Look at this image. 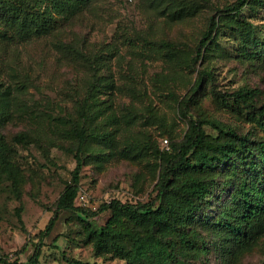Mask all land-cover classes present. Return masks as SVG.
<instances>
[{
  "label": "rangeland",
  "instance_id": "374dc122",
  "mask_svg": "<svg viewBox=\"0 0 264 264\" xmlns=\"http://www.w3.org/2000/svg\"><path fill=\"white\" fill-rule=\"evenodd\" d=\"M235 1L205 0L197 13L175 21L147 0H95L60 30L13 47L2 56L10 65L9 73L17 74V79L3 75L12 83V90L19 84L17 81L24 84L20 97L25 112L3 125L0 132L12 145L13 135L27 131L39 146L13 144L16 152L10 156V164L17 168L18 179H3L0 183V264L28 263L37 245L40 254L36 264H75L70 260L81 264H125L109 254H94L84 222L71 211L55 209L75 167L72 154L57 145H74L66 129L83 125L77 110L94 69L63 56L58 44L73 47L94 67L95 57L107 60L98 73L105 75L113 87L99 99L110 106L84 127L87 132L95 127L103 132L116 128L113 132L118 151L142 140H149L152 148H165L168 135L179 141L187 129V117L181 115L180 103L203 69L210 70L212 78L195 93L188 113L203 122L209 134L216 135L217 130L205 121L216 120L253 139L264 140L263 119L256 112L264 100V61L239 53L237 42L229 40V28L222 26L220 34L208 41L209 54L200 56L194 68L155 54L141 40L145 37L155 47L158 41H168L176 48L171 53L178 50L181 55H194L209 18H218L217 10ZM240 19L251 23L264 40V0H249ZM239 89L255 91L250 105L237 108L232 104V93ZM222 98L227 102H222ZM128 113L136 115L131 124L124 117ZM114 117L117 123L108 120ZM57 119H62V124ZM101 153L95 159H87L81 167L78 199H85L83 205L95 209L112 198L131 202L153 199L158 170L153 154L131 160L117 152L109 156V149ZM20 202L21 220L34 234L43 230L57 213L53 227L40 244L37 239L28 241V233L19 226L16 209ZM90 223L92 229H98L97 224ZM215 255H209V264H218ZM231 264H264V234Z\"/></svg>",
  "mask_w": 264,
  "mask_h": 264
},
{
  "label": "trees",
  "instance_id": "16d2710c",
  "mask_svg": "<svg viewBox=\"0 0 264 264\" xmlns=\"http://www.w3.org/2000/svg\"><path fill=\"white\" fill-rule=\"evenodd\" d=\"M150 6L161 7L162 14L180 21L197 13L205 0H147ZM95 0H0V128L25 112V103L20 97L24 92L21 81L12 90V83L4 79L10 74V65L2 56L13 47L46 37L75 16L87 10ZM249 0H236L223 9H218V18H209L195 54L181 55L174 44L158 41V46L141 37L148 50L176 62L194 68L200 56L209 54L208 41L217 37L222 26L229 28V40L237 42L239 53L256 61H264V40L256 34V28L240 19L242 9ZM202 4V5H201ZM152 45L153 48L149 47ZM155 47V48H154ZM62 55L88 64L93 69V79L84 97L79 100L78 115L82 126L66 129L74 145L59 148L72 154L75 167L71 179L56 200L55 209L71 211L85 224L87 240L94 254H109L125 261V264H209V255L216 254L218 264H231L236 258L251 249L264 234V140L253 139L228 124L205 121L216 128V135L205 131L202 124L188 113L193 96L206 80L212 78L208 69L200 70L192 84L189 95L180 103L181 115L187 117V129L178 141L171 136L164 139L165 148L151 147L149 140L125 145L116 150L117 129L103 132L100 127L86 131L85 123H91L110 106L100 100L103 92L113 87L98 70L107 64L102 56L95 57L96 66H91L82 54L73 47L58 44ZM100 65L97 66V64ZM254 90L239 89L232 93V104L237 108L251 104ZM107 94V93H106ZM222 102H227L225 98ZM106 104V105H105ZM264 124V100L256 107ZM135 114H127L128 124ZM55 119V118H54ZM62 124V119H57ZM117 123V118L108 119ZM89 130V129H88ZM114 131V132H113ZM11 144L0 132V183L3 179L15 182L17 168L10 164V156L16 152L14 145L39 146L27 131L13 135ZM148 143V144H147ZM109 149V156L120 153L125 159L141 160L153 154L157 166L155 196L148 202L123 201L112 198L91 209L78 199L80 170L86 160L95 159L101 151ZM151 149V150H150ZM22 203L16 209L20 228L28 233V241L42 239L54 225L57 213L50 218L43 230L34 234L21 220ZM91 220L98 229H92ZM24 250V249H23ZM40 254L37 245L26 264H36ZM75 264L80 261L70 260ZM23 264V263H21Z\"/></svg>",
  "mask_w": 264,
  "mask_h": 264
}]
</instances>
